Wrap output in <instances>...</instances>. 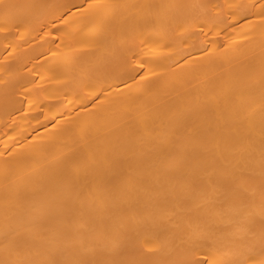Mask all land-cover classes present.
Instances as JSON below:
<instances>
[{"label": "bare ground", "instance_id": "1", "mask_svg": "<svg viewBox=\"0 0 264 264\" xmlns=\"http://www.w3.org/2000/svg\"><path fill=\"white\" fill-rule=\"evenodd\" d=\"M0 264H264V0H0Z\"/></svg>", "mask_w": 264, "mask_h": 264}]
</instances>
